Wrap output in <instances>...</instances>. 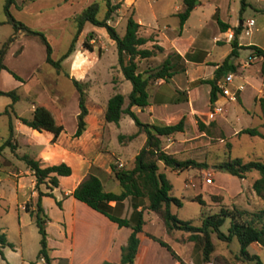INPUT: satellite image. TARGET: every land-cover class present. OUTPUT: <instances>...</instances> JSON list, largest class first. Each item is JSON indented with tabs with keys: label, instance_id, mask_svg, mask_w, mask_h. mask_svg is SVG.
I'll return each mask as SVG.
<instances>
[{
	"label": "rangeland",
	"instance_id": "374dc122",
	"mask_svg": "<svg viewBox=\"0 0 264 264\" xmlns=\"http://www.w3.org/2000/svg\"><path fill=\"white\" fill-rule=\"evenodd\" d=\"M92 1L98 2L97 17H102L106 9L104 0H13L8 6V10L10 16L16 22H20L30 29L41 31L52 48L51 56L57 59L66 50L75 32L74 14ZM181 1L135 0L132 6L133 16L135 18L140 17L143 23L148 25V28H155L158 42L165 48L175 46L183 48L189 44L202 55L205 54L204 49L210 46V41L206 38V35L212 31V27L216 26L212 14L217 5L221 8V18L223 20L233 22L235 26L241 25L240 34L244 38L253 34L260 40L264 38V0H245L247 4L244 5L242 13H239L241 0H199L185 28H183V32L176 15L177 6L181 4ZM5 2L6 0H0V46L11 35H14V40L9 43L3 61L23 78L20 81L6 69H0V88L4 90L16 89L20 95L18 100L12 102L11 96L0 94V111L7 107L9 112V114L0 113V137L5 139L9 135V119L13 120V112L21 113L24 116L30 115L29 109L32 107V99L49 101L58 108L59 105H63L61 116L65 128L71 129L76 124L77 92L63 72L64 70L69 71V62H63L62 60V68L59 71L46 63L44 60L45 45L39 36L27 34L21 28H15L10 21L9 14L4 9ZM127 15L125 8L122 7L119 16L115 17L111 23L119 34L124 33ZM249 17L253 18L254 23L247 35L244 32L243 21L245 22ZM89 25L91 23L87 22L86 26ZM202 28L204 29V35L197 38V42L193 43L196 31ZM101 40L104 44L105 53L100 62L97 63L96 69L99 72L100 79H104L109 76L108 65L117 61V51L115 43H109L107 38L104 37ZM228 48H230L229 43L216 44L215 49L208 58L215 59ZM247 52L246 47L240 48L239 57L245 58ZM161 57L162 53H159L154 57L143 59V63H140L138 68L142 69L148 64L156 65ZM119 74L122 81L118 83L116 90L127 95L132 87L131 82L123 76L121 71ZM110 82H112L110 84L112 87H116L117 84H113L116 83L114 73ZM16 90L15 93H17ZM147 90L149 94L156 92L157 98L167 102V105L159 107L153 111L152 115H149L146 108L143 111L138 110V118L144 122L162 123L178 113L188 115L189 120L185 119L184 131L176 133L175 136H170L169 140L164 139V148L180 159L191 158L205 163L201 166L190 165L183 169L165 166L163 163L159 164L160 170L165 173L172 184V194L180 198L182 202L180 206L172 204V212L176 213L181 219H190L194 225H200L203 216L218 210L221 204L248 210L264 208V198L258 196L252 189L253 180L259 176L258 170L252 169L246 173L245 177L239 179L227 177V175H230L228 172L221 171L215 166L222 159L236 156L242 157L244 160L256 158L264 160V138L246 132L237 133L240 128L248 126H255L264 133V120L259 115H255L254 111H251L250 115H244L245 113L237 101H226L222 105V111L215 118H209V123L205 124L206 129L200 130L197 127V119L202 122L200 117L205 116L201 110L208 97L207 91L202 88L195 103L193 102L192 105H194L198 115L195 114L196 116L190 120L191 115L187 103L173 104V100H171V96L176 94L173 82L149 84ZM112 92L113 90L107 83L97 81L89 93L87 92V102L95 108L97 105H93V103L102 104L103 101L105 105L107 97ZM126 103L127 98H125L124 105ZM224 113L230 121L224 118ZM236 114L239 116L238 119H236ZM120 121V131L129 133L136 129V125L129 115H124ZM110 124L114 125L113 122H110ZM105 129L106 127L104 128L102 141L91 148V158L96 155L94 164L98 165L105 175V177H102L105 188L118 192L120 190L118 182L109 177L107 171L111 160H113L112 154L118 156L123 164L127 165L131 162L134 150L138 148L143 136L124 146L118 142L114 133L110 131L109 134ZM34 138L40 140L42 134L35 133ZM21 148V150L27 152L33 150V147ZM34 148L40 149V145H34ZM6 151L9 152V148L6 147ZM20 163L23 165L22 161ZM208 175L212 176V183L205 182V177ZM0 179V192L2 194V198H0V226L3 227L8 238L17 239L21 231L18 226V215L23 212L22 209L17 207V203L22 201L24 196L18 195L17 200L15 199L13 180L6 172L0 171ZM70 179V177H63L62 181L67 184ZM238 188L240 189L236 190ZM229 191H232L231 194H229ZM195 195L201 196L204 204L195 199ZM155 215L151 210L149 213H143V217L146 219L149 216L154 218V220L146 222V229L160 236L162 234V224ZM228 225L229 218H226L220 229L227 232ZM39 236L34 224L26 225L23 228V239L32 246V257L34 259L37 258V249L35 248L38 246ZM172 236L183 241L187 239V232L176 230L169 235V237ZM163 237L178 254L185 257L190 253L195 259L205 262L204 264H220L218 256L221 254L230 256L235 264H256L257 262L256 258L242 260L236 256L239 254L240 247L236 238H232L231 241H224L219 240L215 234H212L215 250L210 260L204 261L201 258L200 245L193 240L187 239L185 242H178L170 239L166 234ZM253 249H257L258 258L264 263V244L250 245L249 250Z\"/></svg>",
	"mask_w": 264,
	"mask_h": 264
},
{
	"label": "crops",
	"instance_id": "0c3cea01",
	"mask_svg": "<svg viewBox=\"0 0 264 264\" xmlns=\"http://www.w3.org/2000/svg\"><path fill=\"white\" fill-rule=\"evenodd\" d=\"M113 1L120 2V6L115 10V12H113L112 17L108 20L109 23H112L113 19L119 16L122 7L125 8L126 13L128 15L130 13L133 15L132 6L135 0H113ZM198 3L199 0H196V4L190 10L188 16L184 20L181 26L182 32H183V28H185L188 22L191 13L194 11ZM181 6H182V1L181 4L177 6L178 7L177 11L181 9ZM242 10H240L239 8V13H242ZM216 16H218L222 21H225L229 24V27L226 30L220 29L218 22L216 20ZM212 17L216 26L212 27V31L206 35L207 36L206 38L210 41L209 42L210 46L209 48L204 49L205 54L203 55L197 49L193 48L189 44H187V46L183 48H178L177 46L165 48L162 44L158 42V36L155 28L153 29L148 28V25H145L140 17L138 18L134 17L139 23L138 34L148 38V40L143 44V46L150 47L153 43H158L163 47L162 51L157 53V54L162 53V57L159 63L168 54L173 55L172 57V64L174 70L173 74L169 78H161V77L156 78L155 80L150 81V84H159L166 81L173 82L175 86L176 94L171 96V100H173V104L181 103V102L187 103L188 111L191 115L190 120L196 116L195 114L198 115L197 110L192 104L193 102L195 103L197 96L199 95L201 89L203 88V90L207 91L208 93L207 100L201 110L205 116L200 117L204 124H208L210 121V119L207 117V111L210 108L208 104L210 83L203 79L212 78L214 75V70L217 67V65L230 52L232 48L231 39L233 36V29L234 27H237L233 22H230L228 20H223L221 18L222 17L221 8L219 5L215 7ZM249 19L253 20L252 17L247 18L245 22L243 20H240L243 21V26L245 27L244 32L247 35L250 33L251 26L254 23L253 20L251 24H248ZM86 23L84 24L83 29L81 30V32L77 37V42L75 43V50L70 55L65 57L63 59V62H69L68 72L70 76H74L77 79L88 82V88H87L88 93L97 81L100 82L102 81L103 83H107L113 90L112 93H114L117 91L116 89L118 83L122 81V77L119 74L121 70L119 68L117 61L115 63H111L108 65L109 76L105 77L104 79H100L99 72L96 69L97 63L100 62L101 58L105 53V48L103 47L104 44L101 38L102 37L107 38L109 43H114V40L110 38L104 26H97L92 23L91 25L86 26ZM90 31L93 32L92 37L89 39V42L92 43L93 45L92 49H88L82 46V40L84 39L85 35ZM203 35H204L203 28L200 29L199 31H196V35L194 37L193 43L197 42V38L202 37ZM237 42L238 45L240 46L237 48V54L235 56H232V61L236 66L235 70L232 71L236 73V76L234 77L233 82L230 84V86L234 88L237 84H242V87L237 90L236 100H230V101H237L241 106V108L243 109V112L245 113L244 115L246 116L250 115L251 111H254L255 115L257 114L261 117L259 105L256 99L260 96H264V70L263 71L261 70L262 57L254 54L253 50L250 47H246L245 45L255 44L264 50V38L263 40L262 39L260 40L254 34L244 38L239 31L237 35ZM224 43H229L230 48L223 51L215 59L213 58L209 59L208 56H211L212 51L213 49H215L216 44H224ZM242 47H246L248 50L245 58L239 57V50ZM77 53L81 54L77 58V61H79L80 63L78 68L73 69L72 63L76 58ZM156 55L149 56L146 58H141V60L137 61V65L143 63L142 62L143 59L146 60L147 58L154 57ZM245 61H248V63H244ZM148 66H154V65L148 64L145 65V67L142 69H139L138 67L137 69L143 70ZM1 69H5V68H1ZM113 73H114V78H116V83L113 84L114 85L117 84L116 87H112V85H110L112 83L110 82V80L113 76ZM20 77L23 78L22 76ZM0 89L4 90L2 88ZM16 94H18L17 96L19 99L20 97L19 93L17 92ZM87 100H88V96L86 95V106L88 109V112L85 116L86 126L83 132L79 136H73V133L76 128V124L69 130L65 128L63 118L61 116L64 107L63 105H59V108L57 107L63 123V129L59 132V134L57 135L54 141L51 140V133L46 131L34 130L30 126L23 123L19 119V116H24L21 113L17 114L16 112H13L14 113L13 120L9 119V125H8L9 133L11 129L10 128V124H11L13 141L16 143V146L13 150L9 146H5L1 150L0 171L6 172V174L12 178L13 194L15 196V199L17 200L16 197H18V195L24 196V199L17 203V207L23 210L22 214L18 215V219H19L18 226L19 228H21L19 237L17 239L8 238L7 234L3 230V227L0 226V230L5 233L7 241L9 242V244H4L0 246V264H119L120 263L121 246L126 243L131 228L125 225L118 226L116 222L109 219L103 213L90 207L85 202L75 198L72 195V190L76 186V184L88 173H92L96 175L101 180L104 186V182H103L104 180L102 177H105V175L102 173L100 167L94 164L96 155L94 156V158H91V151H92L91 148L102 141V139L104 138L105 127H106L105 131L107 133L109 132V134L111 131L112 133H114V135H116V138L118 133H128V132L120 131L119 128L121 118L124 115H128V114L125 113L122 114L118 123L116 124L113 122L114 125H112L110 124V122L104 120L105 105L103 104V101L102 104L93 103V105L94 104L97 105L95 108V106H90ZM175 101H179V102H175ZM226 101L229 100H226L225 97H223L219 93V89H218L217 96L214 102L223 105L224 102ZM41 102L44 101H36L33 99L31 100L32 107L29 109L30 110L29 116H31L34 105ZM45 102H49V101H45ZM166 103L167 102L157 98L156 92H154L153 94H149L148 92V103L141 107L135 105L132 107V109L134 110L136 116L138 114V110L143 111L144 108L148 109L149 115H152L153 111L157 110L161 106H166L167 105ZM77 112H78V103L75 114H77ZM0 113H5V112L4 110H2L0 111ZM6 114H9V112ZM181 115H184L186 117V120H189L188 115L178 113L164 122H169L170 120ZM224 118L228 119L225 113H224ZM238 118L239 116L236 114V119ZM136 129L133 130L132 132L136 131ZM183 131H179L177 133H182ZM34 132L37 134H42V139L40 140L35 139ZM142 136H143L142 141L140 142L138 148L134 150V154H133L134 157L135 153L139 150V148L144 142L145 135L143 133L138 134L136 137H134L133 139L127 142H120V141L118 142L124 146H127L132 141ZM167 139L169 140L170 136L167 137ZM3 140L4 139L0 137V143ZM34 145H40V149H35ZM6 147L9 148V152L6 151ZM21 147H26V148L33 147V150L27 152L21 150L22 149ZM24 153L29 154L31 156L39 157L42 165L59 163L61 161H64L67 164H69L72 168V172L69 175L58 176L59 183L57 186L50 188L47 186V184L40 183L38 187L39 190L43 192L51 193V194L41 195V204L46 214L49 217V219L46 221L45 224V229L47 233L46 242L50 257L48 263L46 262L43 256H38V254H37V258L34 259L32 257L33 256L32 246L28 243V241L23 239V228L26 225L34 224L29 211H27L25 208V204L28 202L30 203L29 207L34 208L35 202L38 198V189L35 187V176L32 170L25 164L24 160L20 158V156ZM112 158L113 160H111L110 164L112 162H115L117 164L118 162H121L123 164V161L115 154H112ZM21 161L23 162V165H21L20 163ZM107 171L109 173V177H111L110 165ZM63 177H70L71 178L70 182L67 184L63 183L62 181ZM227 177L239 178L232 174L227 175ZM239 189L240 188L236 190ZM230 192L232 191H229V194H231ZM0 198H2L1 192H0ZM57 201H59V203ZM110 204L114 205L115 202L110 201ZM117 206L118 207L116 209V212L120 216H126V217L130 216V213L132 211V206L129 196L124 198L121 204ZM139 208H141V205L137 207V209ZM145 212L149 213L150 210L149 209L143 210V213ZM155 216L161 222V219L158 217V215L156 214ZM150 220H154V218L152 216H149L148 219L144 218L142 231L138 233L139 242L134 256V264H182L179 260H177V258L174 255L171 254V252L167 249L166 246L160 244L157 240L148 236L147 233H152L158 236L151 230L146 229V222ZM161 229H162L161 231L162 234L158 237H160L169 244V242L163 237V235L165 234L169 237L163 225ZM169 238L178 242L181 241L173 236ZM186 240L187 239L181 242H185ZM37 242H38L37 243L38 246H36L35 249H37V253H38L40 247L39 239ZM252 244L260 245L259 243L256 242L250 243V245ZM170 247L172 248L171 245ZM250 251L257 253V249L256 250L253 249ZM174 252L184 261L185 264L205 263L202 262L200 259H195V257H193L190 253H188L187 256L184 257L178 254L175 250Z\"/></svg>",
	"mask_w": 264,
	"mask_h": 264
},
{
	"label": "trees",
	"instance_id": "16d2710c",
	"mask_svg": "<svg viewBox=\"0 0 264 264\" xmlns=\"http://www.w3.org/2000/svg\"><path fill=\"white\" fill-rule=\"evenodd\" d=\"M12 1L6 0L5 2L4 9L7 14H9L8 6ZM104 1L106 9L100 18L97 17L99 7L97 1L90 2L75 13L73 16L75 32L66 50L57 59L51 56L52 48L41 31L30 29L22 23L16 22L9 14L10 21L15 28H21L27 34L39 36L45 45V62L52 65L57 71L62 68V60L75 50V42L86 22L97 26H104L110 38L114 40L119 68L123 76L131 82L132 87L126 97L123 93L116 91L107 98L104 108L105 121L117 124L122 114L125 113L133 118L137 127L136 131L131 133H118V141L127 142L140 133L145 135L143 144L135 153L130 163L127 165L122 164L121 166H118L115 162L110 164V175L118 182L120 190L118 192L106 190L96 175L88 173L73 188L72 195L106 215L109 219L116 222L118 226L125 225L131 228L126 243L121 246L119 264H134V256L139 242L138 233L142 231L144 224V209L152 210L158 215L167 234L171 235L176 230L187 232V239L193 240L200 245L201 255L204 261H209L215 250V242L212 240V234H215L219 240L224 241H231L232 238H236L240 244L239 254L236 256L242 260L256 258V264H264L260 261L256 252L249 250V245L252 242L264 244V208L248 210L221 204L218 210L203 216L200 225H194L190 219H181L176 213L172 212L171 205L175 204L180 206L182 202L180 198L172 194V184L165 173L160 170L159 164L163 163L165 166L183 169L190 165L201 166L205 163L191 158L180 159L174 153L164 148V139L184 130V122L186 119L184 115L178 116L169 122L148 123L141 121L136 116L132 107L135 105L141 107L148 103L147 87L150 81L160 77L169 78L173 74V55L168 54L159 64L138 70L137 61L139 59L156 55L162 51L163 47L158 43H153L150 47L143 46L148 38L138 34L139 23L131 13L127 16L124 33L119 34L108 20L120 6V2L113 0ZM195 4L196 0H182L181 9L176 13L179 18L180 27ZM245 4L246 1L241 0L240 10L244 8ZM216 20L221 30H226L229 27V24L222 21L218 16H216ZM240 29L241 25L234 27L231 39L232 48L215 68L213 77L203 79L210 83L208 101L210 107L213 105L218 92L216 81L226 72L235 70L236 66L232 61V56L237 54V48L240 46L237 42V35ZM92 35V31L85 35L82 40L83 47L92 49L93 45L89 42ZM13 40L14 35H11L0 46V69H7L16 79L22 80L18 74L9 69L3 62L4 54L9 47V43ZM245 46L250 47L254 54L262 57L261 70L263 71L264 50L255 44ZM80 55V53H77L72 63L73 69L78 68L80 62L77 61V58ZM63 72L71 80L72 85L77 91L78 112L76 114V128L73 136H79L86 126L85 116L88 112L86 106L88 82L70 76L67 70ZM0 94L11 96L12 102L18 99L14 89H0ZM125 98H127L126 105H124ZM256 100L259 105L260 115L264 120V96H260ZM4 112L8 113L7 107H5ZM19 119L34 130L51 133L52 141L55 140L59 132L63 129L59 110L50 102L35 104L31 116H19ZM197 127L200 130L206 129V125L199 119H197ZM10 128L9 135L0 143V152L5 146H9L12 150L16 146V143L13 141L11 124ZM242 132L259 135L264 138V133L255 126L244 127L237 131V133ZM20 158L24 160L25 164L32 170L35 176V187L38 189V198L34 208H30V203L28 202L25 204V208L29 211L40 235V247L37 254L38 256H43L48 263L50 257L46 242L47 233L45 224L49 217L41 204V195L51 193L43 192L38 187L40 183H45L50 188L57 186L59 183L58 176L69 175L72 172V168L64 161L42 165L39 157L26 153L22 154ZM215 166L219 170L228 172L239 178L245 177L246 173L252 169L258 170L259 176L253 180L252 189L258 196L264 198V160L258 158L244 160L242 157L236 156L222 159ZM127 196L130 197L132 211L128 217L120 216L116 212L117 205H120L122 200ZM194 198L204 204L201 196L195 195ZM110 201H114L115 204H110ZM57 202L59 203V201ZM139 205H141V208L137 209ZM226 218H229V225L227 232H223L220 226ZM147 234L160 244L166 246L171 254L184 264V261L166 241L152 233ZM4 244H9V242L7 241L5 233L0 230V246ZM218 259L220 264H235L228 255L221 254L218 256Z\"/></svg>",
	"mask_w": 264,
	"mask_h": 264
},
{
	"label": "built area",
	"instance_id": "2783aa9c",
	"mask_svg": "<svg viewBox=\"0 0 264 264\" xmlns=\"http://www.w3.org/2000/svg\"><path fill=\"white\" fill-rule=\"evenodd\" d=\"M252 22H253L252 19L248 20V24H251ZM244 63H248V61H245ZM235 76H236V73L234 71H228L220 79L216 81L218 89H219V93L223 97H225L226 100H229V101L236 100L237 90L242 87V84H237L234 88L230 86ZM221 111H222V104L214 102V104L207 111V117L213 119ZM121 165L122 163L118 162V166H121ZM208 174L210 173L208 172ZM205 182L212 183L213 182L212 176L211 175L206 176Z\"/></svg>",
	"mask_w": 264,
	"mask_h": 264
}]
</instances>
